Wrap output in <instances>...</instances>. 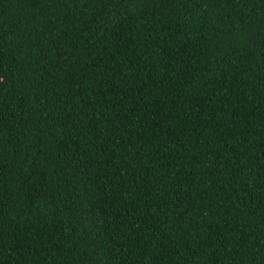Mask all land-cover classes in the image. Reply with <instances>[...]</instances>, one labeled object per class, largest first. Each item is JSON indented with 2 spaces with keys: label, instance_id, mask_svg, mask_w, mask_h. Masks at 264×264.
Masks as SVG:
<instances>
[{
  "label": "trees",
  "instance_id": "obj_1",
  "mask_svg": "<svg viewBox=\"0 0 264 264\" xmlns=\"http://www.w3.org/2000/svg\"><path fill=\"white\" fill-rule=\"evenodd\" d=\"M0 264H264V0H0Z\"/></svg>",
  "mask_w": 264,
  "mask_h": 264
}]
</instances>
